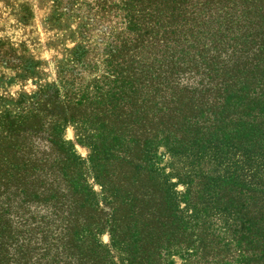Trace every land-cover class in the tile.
Segmentation results:
<instances>
[{
    "label": "trees",
    "instance_id": "trees-1",
    "mask_svg": "<svg viewBox=\"0 0 264 264\" xmlns=\"http://www.w3.org/2000/svg\"><path fill=\"white\" fill-rule=\"evenodd\" d=\"M87 1L93 74L0 110V264H264V0ZM161 150L193 167L181 196Z\"/></svg>",
    "mask_w": 264,
    "mask_h": 264
},
{
    "label": "rangeland",
    "instance_id": "rangeland-1",
    "mask_svg": "<svg viewBox=\"0 0 264 264\" xmlns=\"http://www.w3.org/2000/svg\"><path fill=\"white\" fill-rule=\"evenodd\" d=\"M0 3L4 9L10 10L8 16L16 21L15 24H8V17L0 10V33L20 32V38L15 41L7 35L0 36V69L15 72L13 79H6L3 73H0V88L10 86L16 81L32 79L38 91L51 84L48 83L50 78L52 83L55 82L57 72L64 66L84 74H93L87 63L74 58L80 54V57L89 59L97 51H102V13L97 12V5H90L87 0H73L71 8L64 10L56 9L52 0H0ZM40 33L44 34L43 43ZM69 42L73 44L72 48L66 46ZM78 48L77 55L72 57ZM49 50L55 55L47 61L39 59L42 52ZM45 69L47 71H44ZM21 95L27 94L21 93L16 100L0 96V110L17 107ZM69 128L72 137L71 140H65ZM88 135L80 127L71 125L64 131L63 138L75 151L77 145L86 150V156L83 158H87L90 155ZM158 156V169L176 185V191L181 196L185 191V180L193 167L186 159L176 157L165 150H161ZM182 263L177 256L170 258V264Z\"/></svg>",
    "mask_w": 264,
    "mask_h": 264
},
{
    "label": "clouds",
    "instance_id": "clouds-1",
    "mask_svg": "<svg viewBox=\"0 0 264 264\" xmlns=\"http://www.w3.org/2000/svg\"><path fill=\"white\" fill-rule=\"evenodd\" d=\"M0 10H3L4 16L8 17V24H15L16 21L13 17L8 16V12L10 11L9 9H4V6L2 3H0ZM75 28V25L72 26ZM37 32H39V28H37ZM7 35L8 37L12 38L14 41L18 40L20 38V32L17 31L13 34L12 31H8L6 33H0V36ZM40 38L41 42L43 43L44 41V34L40 33ZM66 46L68 48H72L73 44L72 43H67ZM55 55V53L51 50L42 52L39 59L42 60H49L51 56ZM44 71H47L45 69ZM0 73H3L6 79H13L15 77V72H12L11 70L7 69H0ZM48 83H52L51 78L49 79ZM6 89V91H5ZM37 91L36 86L33 84L32 79H28L24 82L16 81L12 85H5V88H0V96H7L13 100L18 99L19 95L21 93L27 94L28 96H31L33 93ZM68 134L65 136V140H71V129L69 128L67 130ZM76 151L77 153L83 158L86 156V150L81 149L78 145L76 146ZM101 242L103 244H108L109 243V236L107 234L103 235L101 237Z\"/></svg>",
    "mask_w": 264,
    "mask_h": 264
}]
</instances>
